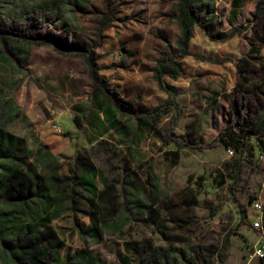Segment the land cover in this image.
<instances>
[{
	"label": "rangeland",
	"instance_id": "obj_1",
	"mask_svg": "<svg viewBox=\"0 0 264 264\" xmlns=\"http://www.w3.org/2000/svg\"><path fill=\"white\" fill-rule=\"evenodd\" d=\"M259 1L203 6L181 76L163 75V90L153 73L163 52L177 50L179 0H0V130L45 183L24 199L0 194V242L14 244L18 229L49 218L61 241L52 264H124L119 255L131 264H264L253 225L255 200L264 205V132L234 155L227 140L206 146L231 120L241 57L264 65V47L250 52ZM26 33L39 44L19 41ZM90 52L112 101L93 92ZM169 101L168 115L137 126V115ZM7 152L0 141V175L13 163ZM52 175L69 188L77 177L92 181L108 191L105 204L59 188ZM9 251L0 246V264Z\"/></svg>",
	"mask_w": 264,
	"mask_h": 264
},
{
	"label": "trees",
	"instance_id": "obj_2",
	"mask_svg": "<svg viewBox=\"0 0 264 264\" xmlns=\"http://www.w3.org/2000/svg\"><path fill=\"white\" fill-rule=\"evenodd\" d=\"M199 1L203 4L199 5ZM203 6L212 8L213 0H179V3L176 6L177 19L180 21L179 28L181 30V35L176 41L177 50L172 54L163 52L160 55V59L153 73L154 79L163 90H166L163 83V75L167 74L175 80L181 76L182 66L179 61L185 56L190 55L188 51L189 41L193 36L192 32L194 26L196 24L202 26L199 22L200 16L198 13L203 11ZM107 15L103 19V25L109 23L110 17ZM0 38H2V40L7 38V33L5 31H0ZM18 40L30 44H39L38 37L32 33L22 34ZM45 44H55L59 46L58 41L50 38L45 39ZM259 46L264 47V0H260L257 4L250 38V52H257ZM17 48L19 51L21 50L20 47ZM65 49L68 52H72V50H75L76 48L65 47ZM123 50L127 51L124 48ZM86 62L93 83L94 94H102L106 101H112V97L106 88L107 83L101 80L97 74L98 70L95 66L93 52L88 53ZM236 73V86L232 91L229 103L231 120L222 128L218 137L207 143L206 146L214 147L222 143L224 140H227L229 143L226 147L231 146L234 150L235 148H246L248 146V139L252 135H259L264 132V65L258 67L248 56H242L237 66ZM257 78L261 79V83L254 86L253 82ZM173 105L174 102L169 101L163 106H157L151 110L143 112L142 115H137V126H140L142 123L154 124L162 117L168 115ZM106 113L107 115L112 113L110 107H107ZM169 135L175 138V134L171 131L169 132ZM0 141L2 144H5L6 149L8 150L7 155H10L13 160L11 165L4 167L5 174L0 175V194L6 196L9 200H16L28 197L35 189L45 190L43 176L35 172H27L22 166L21 162H23V160L22 157L18 155L17 151L18 140L16 141L13 136L0 130ZM177 141L182 145H187V143L181 139H177ZM258 142L263 146V141L261 139H259ZM39 152L46 156L49 155L46 146L41 147ZM47 159L48 158L46 157V162H48ZM52 180L59 188L63 190H71L73 194L77 193V189L79 188V190L97 195L99 204H105V194H107L108 191L105 189L99 192L97 186L86 178L77 177L75 180V186L72 188H69L70 183L67 180H59L54 175H52ZM109 189L113 190L112 187H109ZM239 206L243 212L244 208L240 204ZM49 222L50 219L47 218L42 219L38 225L30 224L21 227L16 233L14 244H9L6 239L2 238L0 246L7 245L10 248V251L5 253V256H8L7 259L9 258L7 264H52V261L58 262L57 258L50 255V253L53 252V249L61 245V241ZM91 235L94 237L97 236V242L103 238L102 230L98 227H95L92 230ZM209 252L211 255L215 250L211 249ZM119 257L124 264H131L124 256L119 255ZM147 262L148 261L144 260V264H147Z\"/></svg>",
	"mask_w": 264,
	"mask_h": 264
},
{
	"label": "built area",
	"instance_id": "obj_3",
	"mask_svg": "<svg viewBox=\"0 0 264 264\" xmlns=\"http://www.w3.org/2000/svg\"><path fill=\"white\" fill-rule=\"evenodd\" d=\"M58 131H61V129H57ZM227 151L230 155L235 154V150L233 147L228 146ZM254 208L259 213L258 216L255 218L253 225L255 229H257L260 233V237L258 240V243L256 245V248L254 250V256L259 259H264V205L261 200H255L254 202Z\"/></svg>",
	"mask_w": 264,
	"mask_h": 264
},
{
	"label": "crops",
	"instance_id": "obj_4",
	"mask_svg": "<svg viewBox=\"0 0 264 264\" xmlns=\"http://www.w3.org/2000/svg\"><path fill=\"white\" fill-rule=\"evenodd\" d=\"M263 214H264V211H263Z\"/></svg>",
	"mask_w": 264,
	"mask_h": 264
}]
</instances>
